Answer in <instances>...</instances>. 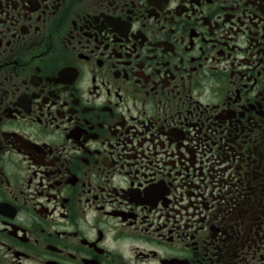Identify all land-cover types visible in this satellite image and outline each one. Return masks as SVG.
<instances>
[{"label": "flooded vegetation", "instance_id": "1", "mask_svg": "<svg viewBox=\"0 0 264 264\" xmlns=\"http://www.w3.org/2000/svg\"><path fill=\"white\" fill-rule=\"evenodd\" d=\"M0 264H264V0H0Z\"/></svg>", "mask_w": 264, "mask_h": 264}]
</instances>
